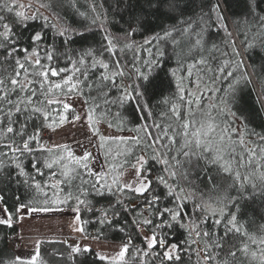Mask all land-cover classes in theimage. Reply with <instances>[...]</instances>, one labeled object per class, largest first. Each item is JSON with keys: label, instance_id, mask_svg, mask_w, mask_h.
Here are the masks:
<instances>
[{"label": "snow or ice", "instance_id": "obj_1", "mask_svg": "<svg viewBox=\"0 0 264 264\" xmlns=\"http://www.w3.org/2000/svg\"><path fill=\"white\" fill-rule=\"evenodd\" d=\"M201 3V24L206 25L205 17L211 20L213 14H215L216 22L226 20L221 9L222 0H216L215 3H212L211 0H201ZM149 4L154 14L168 18H172V14L180 7L179 0H149ZM15 7V0L11 4L5 3V0H0V11L12 14ZM19 7L30 6L21 4ZM203 8H207L208 11H203ZM92 11H96L95 4L92 5ZM249 12L253 17L258 16L261 26L264 27V16L259 15L256 0H251ZM39 15L38 12L15 11L10 19L8 15L0 14V71L4 70L5 65H14L13 71L9 75L0 77V138L9 141L3 145L8 151L0 153V156L11 157L9 163L14 164L20 175L25 174L21 158L31 156L32 168L37 175L43 176V169H47L52 178L57 175L65 177V180H56L55 184L50 185L52 188L67 183L69 189H72L74 181L80 177L81 171L89 177H93L94 183L82 180L81 185L78 186L79 195L75 197L69 191L68 196L63 201L58 199L45 200L43 207H31V202L28 204L21 203L15 207V211L17 213L21 210H26L29 213H46L57 210L47 206L49 204H66L69 200L75 199L77 207L73 211L76 220L80 221V205H84L87 211L93 212L96 210V203L106 201V204L103 205L104 211L96 220V223L102 226L98 232L102 234L103 226H109L127 235V241L121 245L115 257L109 258L98 255L100 260H109V264H123L126 253L131 251L130 246L133 245L135 239H140L142 243V247L137 249L138 258L140 251L146 246L145 256L149 255L151 250L159 248L163 250L164 261L162 264L165 261L178 262L181 258L183 243H188V240L169 244V239L174 238L170 234L178 226L182 229L186 228L187 225L183 221L185 219L191 221L196 213H210L213 217L219 214L220 218L214 219L213 224L218 226L224 223L225 232L220 242L214 243L213 247L222 248L227 237L235 233L245 237V240L241 248L232 251L229 256L234 258L239 251L248 257L250 262L258 261V264H264V236L257 237L247 231H242L243 226L237 225V214L228 211L227 205H223L224 199H227L230 204L238 205V198H244V192L249 185L253 189V193L259 191L264 194V163H261L264 161V148L254 145L250 138L245 139L239 127H233L234 123H243L246 117L238 116L236 112H231L230 109L221 110L218 117L209 116L206 121L198 122L195 119L196 112L192 108L193 99L196 105L200 106L205 93L202 92L201 95L197 96L194 92L189 91V87L192 85H195L197 89L203 85L208 94L215 95L216 92H213L212 88L215 87L218 80L222 78L227 81L235 76V71H227V75H224L230 66L229 62L225 61L218 68H213L207 58L194 59L192 63L187 65V77L180 74L184 69L183 63H179L176 68L169 69V73L174 78L178 99L181 103H174L168 113L161 112L160 122H158L154 111H152L153 106L149 102L154 95V89L157 87L158 70H162V64L166 63L164 59L167 55L166 47L161 48L157 45L155 48H142L141 50L148 51L150 57L143 64L147 71L135 68V78L132 83L127 84L124 82V78L132 79V74L126 72V66L121 64L120 57L116 55V44L108 34L104 35V42L99 48L90 45L80 51L78 59L75 60L68 56V53H75L76 50L66 47L63 54L68 56L73 68L54 67L51 62L55 53L49 49H54L55 44L46 46L42 50L39 47H32L31 49L29 46L21 47L23 43L22 33L15 31L16 28L25 25L26 21L35 20ZM80 15H84V13H80ZM43 19L45 23L40 31H36L28 37L31 45H37L38 42L44 40L49 29L54 33L53 40L59 39L64 46H70L76 42V39H85L86 37L87 30L78 31L73 28L69 35L68 28L57 31L56 24L49 23L48 17L45 16ZM99 19L100 16L97 15L92 23L95 24L96 20ZM146 23L145 19H140L137 27L147 30L145 28ZM185 23L188 22L185 21ZM221 26L227 31L226 23L217 24V27ZM191 28L192 25L188 23V27L182 31L188 33ZM207 30L208 27H204L196 33L197 39L192 48L202 46L204 43L203 33ZM98 31L103 32V27L101 26ZM162 31V36L157 34L155 37L146 38L143 45H151L153 40L166 43L176 29H162ZM135 34V29L128 31L126 39ZM228 34L230 35V33ZM255 46V43L250 42L245 51ZM232 47L235 55L239 56L240 53L236 50L234 42ZM259 47L264 49V40L260 42ZM133 48L134 42H129L120 51ZM41 51L45 52L44 57H41ZM20 53L25 54L23 58L20 57ZM105 57H109V59L106 60ZM168 58L171 59V57ZM44 59L49 63H43ZM56 59L58 60L59 57L57 56ZM231 63L235 64L236 69H244L243 74L229 84L227 91L235 94L238 85L251 83V80L242 60ZM133 66L135 67V64ZM194 68L197 73L195 81L192 80ZM109 70H111L110 75L107 74ZM70 71L72 74L67 75ZM96 72H99V76H95ZM62 74L66 76L62 82L53 83L50 79V77H59ZM93 76H95L94 83L90 82ZM118 78H120L119 82ZM186 79L188 81L187 86L185 85ZM85 85L89 89L87 94L83 90ZM112 90L117 91L119 95L109 99ZM57 91L65 93V99L49 98ZM92 91H95L97 95L93 96ZM71 94H75V100ZM98 100L103 101L105 109L108 105L119 104L121 108H124L126 104L132 106L133 115L143 122L142 125H137L132 129L138 135L125 137L123 135L102 134L98 128L94 127V123H99L105 114L100 111L101 104L97 103ZM77 102L80 104L79 110L74 107ZM185 102L187 111H184ZM257 102L264 109V100ZM149 119L152 120L151 124L148 123ZM82 122H87L92 138H98L100 141L95 145L98 149L95 157L88 150H84L82 155L77 156L66 144L48 147L45 142H42L45 132L49 130L55 132L59 127L66 124L76 125ZM127 122L132 123L133 121L129 119ZM29 127L33 129L31 133L28 131ZM108 127L112 128L113 125L109 123ZM118 130L122 131L123 129ZM139 133H143V135H139ZM258 139L260 143H264V135L259 136ZM109 142L118 145L130 142L133 145V147L127 148L126 154L121 153V155H125V160L120 167L124 168L130 165L127 172H119L112 176L110 183L108 182L109 174L105 171L104 162L101 160V157L106 158L111 151L109 150V153L103 151L105 144ZM77 143L79 144V142ZM33 144L36 147H33ZM135 149H139L138 156ZM58 151H66L67 155H56L55 152ZM173 152L176 155H172ZM89 160L101 161V167L94 170L89 166ZM157 165L162 167L158 168ZM4 167V162L0 160V172ZM54 167H59L61 172L52 171ZM212 167H215L218 172L232 175L234 178V185L232 186L237 187L238 197L219 198L217 203L222 205L220 207L197 203L193 193H185V189L179 184L180 179L188 180L190 169L194 168L208 173L209 168ZM241 169H244L247 174H242ZM212 179L213 177L209 175V181ZM84 184H90L91 192L83 187ZM36 187L40 188V184L37 183ZM125 193L133 194L135 198L139 199L143 207H140V204L133 207L132 200L128 199ZM82 195H92L93 198L92 200L81 199ZM190 199L193 203L192 212H189L187 206ZM126 200L127 203H125ZM0 205H3V208L0 209V212L3 213V218H0V225L11 227L13 213L3 194H0ZM109 212H111V218ZM129 213L136 217H142V219H129ZM228 216L231 218L226 219L225 222V218ZM118 217H123L124 221L121 222L120 219H117ZM207 222L208 217L205 215L202 223L206 225ZM84 223L88 222L85 221ZM129 228L131 231L127 232L126 230ZM142 229L150 230V234L145 232L141 235ZM74 230L83 232L84 228L81 226ZM201 235L207 238L209 232L201 233L197 230L196 237L199 238ZM190 237L191 232H189V239ZM192 244H196L195 252H193ZM253 245L257 246L256 250H253ZM183 250L195 254L197 257L203 253L204 264H210L211 261L217 260L218 256V254L210 253L207 245L201 247L195 240L189 244L187 249ZM72 251L73 253L81 251L88 253L90 249L85 246L82 250L77 246ZM35 261L36 255H33L29 261H24L18 256L15 264H35ZM197 264H200L199 259ZM219 264H229V261L226 259Z\"/></svg>", "mask_w": 264, "mask_h": 264}, {"label": "trees", "instance_id": "obj_2", "mask_svg": "<svg viewBox=\"0 0 264 264\" xmlns=\"http://www.w3.org/2000/svg\"><path fill=\"white\" fill-rule=\"evenodd\" d=\"M215 3L216 0H211ZM5 3L10 4L5 0ZM45 7L52 11L69 29V35L71 29L75 28L78 31H85V39H76V42L70 46H64L59 39L53 40L54 33L52 30H47L46 38L37 43V45H31L28 37L44 26L43 15L35 20L26 21L25 25L16 28L15 31L22 33L23 46L39 47L41 50L46 46L55 44L54 59L51 62L52 66H59L65 68H73L71 61L68 56L72 59H78L80 51L86 49L92 45L97 48L104 42L103 37L108 34L116 44V55L120 57L121 64L126 66L125 70L132 74V79L124 78V82L132 83L135 78V68H141L142 71H147V68L143 67L144 61L148 60L149 54L147 50H141L142 48H155L157 45L161 48H167V55L165 56L166 63L162 64V70H158L159 74L156 80L157 87L154 89V95L149 102L153 107L152 111L155 113V118L160 122L159 117L161 112L168 113L172 105L180 104L178 99V93L176 90L174 78L169 73V69L178 67L179 63L184 64L182 69L183 76L187 77V65L192 63L194 59H200L201 57L207 58L213 68H218L223 65L225 61L229 62L230 66L227 68L224 75H227V71H235V76L225 81L220 79L216 82L215 87L212 88L215 95L207 93V90L202 85L200 89H197L195 85L189 87V91L199 96L202 92L205 93L204 98L200 106H197L193 99L192 108L195 110V119L199 122L201 120H207L209 116L218 117L221 110L236 112L238 116L246 117L243 123H234L233 127H239L245 139L250 138L254 145H258L264 148V143H260L258 137L264 135V109L257 102L258 100H264V49L259 47V44L264 40V27L261 26L259 17H253L249 12V5L251 0H222L221 9L223 15L226 17L224 22H216L215 14L212 19L207 21V24L200 23V13L202 11L201 0H179L180 7L172 14V18L163 17L159 14H154L149 4V0H43ZM96 5V11H92V5ZM257 11L260 16H264V0H256ZM16 8H14L12 14L0 11V14L11 16L14 15ZM203 11L207 12V8H203ZM84 13V15H80ZM99 15L100 19L96 20L93 24V19ZM49 19V18H48ZM145 19L147 21L145 29L137 27L138 20ZM187 21L192 25V28L188 33H184L182 30L188 27ZM103 22V23H102ZM49 23H51L49 19ZM218 23H226L227 31L221 27H217ZM131 25V28H130ZM103 27L104 31H98ZM210 26V27H209ZM208 27V30L203 33L204 43L201 47L192 48L197 39L196 33L201 28ZM176 31L173 32V36L170 37L167 42H157L153 40V43L148 46L143 45V41L146 38L155 37L157 34L163 35L162 29ZM234 35H232L231 30ZM132 29L136 30V34L131 37H127L126 33ZM57 30V29H56ZM59 31V30H57ZM230 33V35L228 34ZM134 42L133 49H125L123 52L120 50L126 43ZM235 44L236 50L239 51L240 55L236 56L232 44ZM255 43L254 48H250L245 51L246 46L250 43ZM70 47L75 49L76 52H69L68 56L64 55L65 48ZM192 49L191 51H189ZM21 58L25 55L24 53L19 54ZM41 57L45 56V52H40ZM59 57L57 60L56 57ZM168 57H171L169 59ZM138 58V62H137ZM155 58V57H153ZM214 58V59H213ZM15 59V57H13ZM106 60L109 57H105ZM242 60L245 67L247 68L248 76L251 83H241L237 86L235 94L227 91L229 84L234 79L241 76L244 69H236L235 64L231 63L234 61ZM43 63H49L46 59ZM90 63V61H89ZM135 64V67L133 66ZM79 66L78 64L76 65ZM14 65H5L4 70L0 71V77L9 75L13 71ZM111 70L107 74L110 75ZM70 71L67 75H71ZM95 76H99V72H96ZM95 76L91 77L90 82H95ZM66 78L64 74L59 77H50L53 83L62 82ZM82 79V77H80ZM197 79L196 69H193L192 80ZM207 79V77H205ZM120 78H118V82ZM171 82V86H170ZM185 85H188L187 79ZM219 90L218 92L216 90ZM85 94L88 93L89 89L87 86H83ZM107 90V89H105ZM66 91V89H65ZM75 95V94H71ZM92 95L95 96L97 93L92 91ZM119 93L112 90L109 99L116 98ZM65 96V93L59 91L52 94L49 98L57 99L58 97ZM15 99V97H13ZM187 99V98H186ZM167 101V103H165ZM97 103L101 104L100 111L105 113L103 118L99 120V124L108 127L109 123L113 125L111 128L117 132H123L125 137L131 135H138L137 132L132 131L137 125H142V121L138 117L133 115L132 106L125 105L121 108L119 104L108 105L105 109L102 100H98ZM53 107H56L53 105ZM62 110V106H61ZM184 111H187V105L185 102ZM231 118V117H230ZM70 119V118H69ZM95 119V118H94ZM131 119L133 122L128 123ZM167 122V121H165ZM218 122V121H217ZM148 123L151 124L152 120L149 119ZM58 124V118H57ZM122 128L120 131L118 129ZM29 133L33 131L31 127L28 129ZM143 135V133H139ZM9 141L0 138V153L8 151L3 147L5 143ZM36 147L35 144L32 145ZM70 149V146L67 145ZM128 147H133L129 142L128 144H117V143H106L104 152L110 153L107 157H102L104 162L105 171L108 172V182H111V178L122 172L126 166L121 168L120 165L124 164L126 150ZM71 150V149H70ZM239 151V149H238ZM135 153L139 155V149H135ZM56 155H67L66 151L55 152ZM151 155V153H149ZM172 155H176L175 152ZM259 155V153H258ZM182 158V157H181ZM11 157L0 156V160L4 162L5 167L0 172V194H3L5 201L8 204L10 210L13 213L12 226L0 225V264H15L16 255L15 250L11 249L8 244V236L16 230V218L17 212L15 207L19 204H28L31 202V207H43L45 206V200H65L68 196L69 191L72 192L73 196L79 195L78 186L81 185L82 180L91 181L94 183V178L89 177L81 171L80 177L74 181L72 189H69L67 183H62L57 188H52L50 185L56 183V180H65L62 175H57L52 178L47 169H43L44 175L39 176L32 168V157L25 156L21 160L24 165V175H20L19 171L15 168L14 164H10L9 160ZM134 159V158H133ZM89 166L90 162L88 161ZM264 163V161H261ZM91 167V166H90ZM158 168L162 166L157 165ZM92 168V167H91ZM187 168V165H185ZM52 171L57 173L61 172L59 167H54ZM242 174H247L244 169H241ZM209 175L213 177L209 181ZM10 177V179H9ZM40 184V188L36 187V184ZM180 187L185 189V193L192 192L197 203L210 204L213 207H220L221 204L217 203L219 198L224 197H238L237 187H234V178L232 175L218 172L215 167L209 168L208 173L203 171L190 169L188 180H179ZM84 188H87L91 192L90 184H84ZM125 196L132 200V206L135 207L140 204L139 199L135 198L133 194L125 193ZM18 198V199H17ZM81 199L92 200V195L81 196ZM127 203V200L125 201ZM106 201H99L96 203V210L89 212L86 210L84 205H80L81 208V219L80 224L84 228L82 232L86 236L98 237L101 239L118 241L125 243L127 241V235L116 231L114 228L109 226H103L102 234L98 232L102 226L96 223L98 217L104 211L103 205ZM223 205H227V210L237 214V225L243 226L242 231H247L257 237L264 236V194L259 191L253 193L251 186H247L244 192V198H238V205L228 203L227 199L223 200ZM51 208H66L74 209L77 207L75 199L69 200L68 203L60 204H49ZM188 210L192 212L193 203L190 199L188 201ZM140 207H143L140 204ZM139 211V208H137ZM205 215L208 217V222L205 225L202 223ZM111 218V212H109ZM129 219H136L142 217H136L132 213L128 214ZM220 218L219 214L213 217L210 213H196L193 215L192 220L185 219L183 223L187 225L186 228H180L179 226L170 234L171 237L168 243H181L188 240V243H183L181 249V258L177 261H165L164 264H197L199 259L200 264H204L203 253L197 257L195 254H191L183 249H187L189 244L193 240L204 247L208 246L210 253L218 254L217 260L211 261L210 264H219L224 260H228L229 264H258V261L250 262L248 257H245L242 253L237 251V255L232 258L229 254L241 248L245 237L238 234H230L224 241L222 248L216 249L213 247L214 243L220 242L224 236L225 228L224 223L220 225H214L213 220ZM228 216L225 218L230 219ZM121 222L124 221L123 217H118ZM87 221L88 223H84ZM199 230L201 233L204 231L209 232V236L205 238L201 235L199 238L196 237V231ZM130 232L131 229H127ZM144 232L150 234V230L143 229ZM189 232L191 237L189 239ZM142 235V233H141ZM142 247L140 239H135L133 245L130 246L131 251L126 253L123 264H162L164 261L163 250L156 248L150 251L149 255L145 256L146 246L137 256V249ZM256 245H253V250H256ZM72 247H69L62 239L44 238L40 239L37 244V257L41 264H109L108 260H100L98 254L91 248L90 252L85 253L83 251L79 253H73ZM83 250V248H81ZM193 252L196 250V244H192ZM158 253V255H157ZM175 255V253H174ZM24 260V259H23ZM28 261V260H24Z\"/></svg>", "mask_w": 264, "mask_h": 264}, {"label": "rangeland", "instance_id": "obj_3", "mask_svg": "<svg viewBox=\"0 0 264 264\" xmlns=\"http://www.w3.org/2000/svg\"><path fill=\"white\" fill-rule=\"evenodd\" d=\"M10 4L13 0H7ZM16 10L25 11L26 13L38 12L50 19L52 24H56L57 30L68 28L62 21L50 10H48L43 0H15ZM30 6L21 8L19 5ZM232 35V29L230 28ZM75 100V95H72ZM65 99V96L58 97ZM72 102V101H69ZM74 107L79 110L80 104L77 102ZM83 114V113H81ZM94 127L98 128L102 134L106 135H124L123 132H117L111 128L94 123ZM44 141L46 146L53 147L54 145H69L71 151L80 156L84 150L91 151L95 157L98 149L95 147L100 141L92 138V133L87 122H82L76 125L66 124L59 127L55 132L49 130L44 134ZM49 136L51 139L49 140ZM79 142V144L77 143ZM101 160L102 157H101ZM90 166L94 170L101 167V161L89 160ZM105 167V166H104ZM130 167V166H129ZM128 167L124 168L122 172H127ZM131 180V177H129ZM3 205H0V209ZM56 211L50 212H36L29 213L26 210H21L17 213L15 221L16 230L10 236L9 247L15 250L16 255L24 260H30L33 255H36L35 264H41L37 257V244L40 239L52 238L62 239L69 247L88 248L93 249L98 255H103L109 258L115 257L119 252L123 242L101 239L93 236H86L82 232L74 229L81 227L80 221L76 220L73 209L53 208ZM0 218H3V213L0 212ZM142 235L145 233L141 230ZM68 239V240H67ZM75 240V241H73ZM164 259V257H162ZM109 261V260H108Z\"/></svg>", "mask_w": 264, "mask_h": 264}, {"label": "bare ground", "instance_id": "obj_4", "mask_svg": "<svg viewBox=\"0 0 264 264\" xmlns=\"http://www.w3.org/2000/svg\"><path fill=\"white\" fill-rule=\"evenodd\" d=\"M11 235H12V233L8 236V244H9V241H11V239H12V238L10 237Z\"/></svg>", "mask_w": 264, "mask_h": 264}, {"label": "water", "instance_id": "obj_5", "mask_svg": "<svg viewBox=\"0 0 264 264\" xmlns=\"http://www.w3.org/2000/svg\"><path fill=\"white\" fill-rule=\"evenodd\" d=\"M68 240V239H67ZM73 241H75V240H73Z\"/></svg>", "mask_w": 264, "mask_h": 264}]
</instances>
